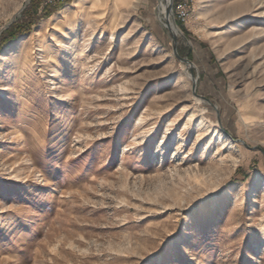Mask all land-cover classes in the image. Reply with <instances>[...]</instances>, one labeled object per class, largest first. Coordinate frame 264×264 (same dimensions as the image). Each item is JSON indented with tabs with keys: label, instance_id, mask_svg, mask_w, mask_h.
Returning a JSON list of instances; mask_svg holds the SVG:
<instances>
[{
	"label": "rangeland",
	"instance_id": "1",
	"mask_svg": "<svg viewBox=\"0 0 264 264\" xmlns=\"http://www.w3.org/2000/svg\"><path fill=\"white\" fill-rule=\"evenodd\" d=\"M76 1L0 0V264H264V0Z\"/></svg>",
	"mask_w": 264,
	"mask_h": 264
},
{
	"label": "bare ground",
	"instance_id": "2",
	"mask_svg": "<svg viewBox=\"0 0 264 264\" xmlns=\"http://www.w3.org/2000/svg\"><path fill=\"white\" fill-rule=\"evenodd\" d=\"M90 3V0H80V1H76V2H74L72 5H68V6H66V7H64L63 8V15H66V14H68V13H70V12H79V13H82L83 11H85L87 8H88V4ZM75 8H76V10H75ZM169 27L171 28V29H175V25H174V23H173V21H170L169 22ZM51 44L49 43V45L48 44H46L45 45V50H47V51H52L51 49V46H50ZM22 52V51H21ZM28 57V56H27ZM15 59V58H14ZM27 61V58H26V56H23L22 57V59L20 60V62L19 63H21L22 65L25 63ZM30 62V61H29ZM13 63H14V61H13ZM54 81V80H53ZM231 193V192H230ZM262 237H261V234H259V235H257V237H256V239H255V242H257L259 239H261Z\"/></svg>",
	"mask_w": 264,
	"mask_h": 264
},
{
	"label": "trees",
	"instance_id": "3",
	"mask_svg": "<svg viewBox=\"0 0 264 264\" xmlns=\"http://www.w3.org/2000/svg\"><path fill=\"white\" fill-rule=\"evenodd\" d=\"M38 2H39V0H29V4H30L29 7L35 8V5H37Z\"/></svg>",
	"mask_w": 264,
	"mask_h": 264
},
{
	"label": "water",
	"instance_id": "4",
	"mask_svg": "<svg viewBox=\"0 0 264 264\" xmlns=\"http://www.w3.org/2000/svg\"><path fill=\"white\" fill-rule=\"evenodd\" d=\"M174 41H175V39H174ZM173 50H174V51L176 50V49H175V46L173 47ZM177 57H178L179 59L185 61V62H188L186 59H184V58H182V57H180V56H178V55H177ZM193 87H194V85H193Z\"/></svg>",
	"mask_w": 264,
	"mask_h": 264
}]
</instances>
